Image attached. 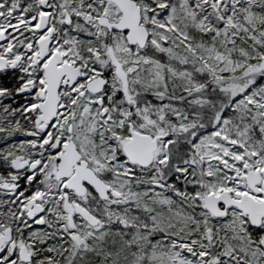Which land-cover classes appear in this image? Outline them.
I'll use <instances>...</instances> for the list:
<instances>
[{
	"label": "snow or ice",
	"instance_id": "1",
	"mask_svg": "<svg viewBox=\"0 0 264 264\" xmlns=\"http://www.w3.org/2000/svg\"><path fill=\"white\" fill-rule=\"evenodd\" d=\"M0 141V264H264V0H0Z\"/></svg>",
	"mask_w": 264,
	"mask_h": 264
},
{
	"label": "trees",
	"instance_id": "2",
	"mask_svg": "<svg viewBox=\"0 0 264 264\" xmlns=\"http://www.w3.org/2000/svg\"><path fill=\"white\" fill-rule=\"evenodd\" d=\"M15 139L19 140V139H22V137L17 136ZM0 146H3V142L2 141H0Z\"/></svg>",
	"mask_w": 264,
	"mask_h": 264
}]
</instances>
